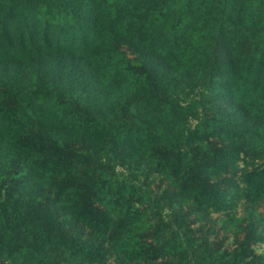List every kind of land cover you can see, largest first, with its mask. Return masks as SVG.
Wrapping results in <instances>:
<instances>
[{
    "label": "trees",
    "instance_id": "trees-1",
    "mask_svg": "<svg viewBox=\"0 0 264 264\" xmlns=\"http://www.w3.org/2000/svg\"><path fill=\"white\" fill-rule=\"evenodd\" d=\"M0 264H264V0H0Z\"/></svg>",
    "mask_w": 264,
    "mask_h": 264
},
{
    "label": "rangeland",
    "instance_id": "rangeland-1",
    "mask_svg": "<svg viewBox=\"0 0 264 264\" xmlns=\"http://www.w3.org/2000/svg\"><path fill=\"white\" fill-rule=\"evenodd\" d=\"M263 244H259L256 246V250H260L262 248Z\"/></svg>",
    "mask_w": 264,
    "mask_h": 264
}]
</instances>
